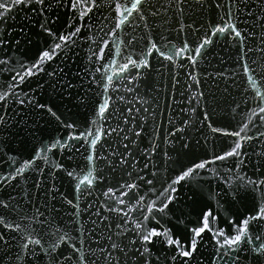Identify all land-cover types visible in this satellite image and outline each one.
<instances>
[{
    "label": "snow or ice",
    "instance_id": "snow-or-ice-1",
    "mask_svg": "<svg viewBox=\"0 0 264 264\" xmlns=\"http://www.w3.org/2000/svg\"><path fill=\"white\" fill-rule=\"evenodd\" d=\"M206 261L264 264V0H0V264Z\"/></svg>",
    "mask_w": 264,
    "mask_h": 264
},
{
    "label": "water",
    "instance_id": "water-1",
    "mask_svg": "<svg viewBox=\"0 0 264 264\" xmlns=\"http://www.w3.org/2000/svg\"><path fill=\"white\" fill-rule=\"evenodd\" d=\"M85 51H81V56L85 55ZM235 51L236 50L234 48H230L223 41H218L216 44V47L213 50V55H214V57H217V56L223 57L225 62L223 64H220V67L217 68L218 60L213 59L211 62V67H209L208 70L209 71H212V70L218 71V70H222V69H227L232 64V57L235 55ZM76 59H80V57H76ZM86 62L87 61L85 60L84 63H86ZM204 67H207V65H205ZM156 79L162 80L164 85L167 86L169 83V77H168L167 70H164V76L163 77L157 76ZM25 87L27 88V85H25ZM221 87H222V85H221ZM201 89L206 93V95L211 94L212 92H216V94L219 95V92L216 91L215 84L210 83L209 80H202ZM38 91L41 93H44L45 91H50V90L47 88V85H46L45 89H39ZM145 91L149 93V95L146 97L149 100V103L152 105V107L157 108V104L155 102H153L151 99V96L153 95L151 93V90L145 89ZM180 91H185V90L183 88H181ZM172 92L176 93V97L179 101H184L186 99L185 96H181L179 94V92H176L175 88L172 89ZM41 98H44L43 95L41 96ZM157 99L159 100V106L157 108V111L159 112V119L161 121V131L166 134L169 127H171L168 124V119L170 117H172L173 123L178 124L184 118V113H182L180 110L182 107H185V106L182 103L174 102L170 96L168 97L167 100L163 96H157ZM221 104L223 105L222 100H221ZM197 116H199V112H197ZM46 134L47 133H45V135ZM190 134L193 136L199 135V133L196 132L195 129H193ZM13 147H15V145H13ZM249 155L251 156V152L249 153ZM61 160H63V158H61ZM69 163H71V162H69ZM157 163H159L158 160H157ZM229 166H231V165H229ZM5 167H6V165H5ZM253 171H254V169H253L252 165L248 164L246 168L241 169L240 175H244L246 172L247 175L251 176V175H253ZM230 175H231V179L233 181H235L236 183H239V181L237 180V176L234 173L230 174ZM212 183H213L214 188L219 187V185H217L215 181H213ZM65 190H67L66 186H65ZM205 195H207V193H205ZM209 202L212 203L211 200ZM188 203H191V201H188ZM237 208L240 210L241 213H243L247 210L243 204L237 205ZM177 209L183 210L185 212H191L192 211V209L188 208L187 205H185V204H178ZM198 211H199V209L197 208L196 212H198ZM192 219H195V215H193ZM205 235H207V233H205ZM205 264H207V261L205 262Z\"/></svg>",
    "mask_w": 264,
    "mask_h": 264
}]
</instances>
